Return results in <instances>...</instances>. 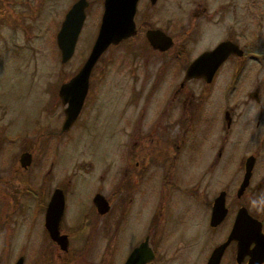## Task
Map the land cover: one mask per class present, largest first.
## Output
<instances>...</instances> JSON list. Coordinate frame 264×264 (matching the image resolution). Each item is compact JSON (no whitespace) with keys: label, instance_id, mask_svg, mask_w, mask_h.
I'll use <instances>...</instances> for the list:
<instances>
[{"label":"rangeland","instance_id":"374dc122","mask_svg":"<svg viewBox=\"0 0 264 264\" xmlns=\"http://www.w3.org/2000/svg\"><path fill=\"white\" fill-rule=\"evenodd\" d=\"M76 1L0 0V7H4L0 8V127L9 123L11 117L15 126L17 122L18 153L40 139L39 149L46 145L51 148L43 168L37 171L36 164L32 165L24 170L19 181L25 183L26 188L40 187L38 192L44 200L54 187L65 189L63 226L66 231L73 232L88 213L92 216V229L98 222L102 228L105 221L111 220V209L102 218L92 209V197L100 191L108 198L114 197L117 224L125 215L129 218L126 213L133 215L131 222L134 225L121 230H130L135 235L140 229L139 236L151 225L153 219L150 220V216L154 214L156 202L165 196L173 198L168 194L173 192L176 184L184 186V190L198 185L197 190L194 189L197 196L194 195L193 202L189 192H184L183 201L179 200L181 197L170 201L167 210L170 212L177 205L184 209L185 220L180 224L175 245H191V240L182 235L185 225L187 230L198 234V251H203L195 264H203L204 255L212 253L224 241L227 229L225 224L211 226L213 200L228 189L227 203L229 200L236 212V191L243 180V165L249 155H255L257 161L253 182L244 192V199L252 201L250 206L254 210L264 204V0H252L256 4L250 0H157L155 5L150 4V0H142L136 18L137 34L111 44L103 52L90 75L82 112L70 131H64L65 105L58 90L61 83L78 72L89 56L104 10V0H87L86 17L74 54L62 62L57 33ZM200 4L207 5L205 15L201 17L196 15L204 10ZM146 23L152 28L163 29L172 38L182 34L183 29L188 31L187 36L175 39L164 52L154 51L145 38ZM202 28L206 36L202 35ZM198 31L201 39L196 42ZM231 32H236L233 39L239 37V45L249 52L257 48L259 57L247 58L250 54L247 52L245 68L235 91L229 92L226 84L231 71L237 67V58H227L211 84L206 85L200 79L190 82L187 93L194 95L190 110L195 111L193 122L196 127L191 135L202 141L199 144L202 151L194 167L190 166L182 179H176L170 176L173 173L165 160L172 172L174 164L185 161L182 149H186V144L177 141L184 133L185 125L167 127L166 120L159 117L160 109L171 107L173 84L183 79L181 71L188 63L187 59L230 38ZM184 41H187V50L182 52L180 63L171 68V55L177 52L175 45ZM255 42L263 48L256 47ZM178 68L180 78L174 79L173 72ZM9 105L12 108L10 115ZM172 109L170 111L178 120L187 111L176 102ZM225 110H230L234 118L228 135ZM148 140L154 141L158 148L151 150L153 146ZM53 160V174H50ZM137 160L140 167L136 169L134 163ZM132 181L135 183L125 187ZM32 196L20 184L18 197L17 188L6 190L7 213L10 205L18 203V214L14 213L9 224L4 226L5 231L0 232V264L15 263L22 256L24 264H64L62 258L68 250L83 244L80 238L83 232L77 231L70 248L58 252L42 225L43 200L35 204ZM3 201L0 195V212ZM30 203L32 209L26 206ZM180 207L172 215H177ZM22 208L28 209V214L25 213L27 210L21 211ZM17 216L20 219L18 226L15 224ZM172 224L170 222L169 226ZM98 230L101 229H97V234ZM99 240L102 244L92 252L93 257L101 253L106 237L100 236ZM162 240L166 243L169 239L163 236ZM2 242L6 246H2ZM96 245L93 244V249ZM195 255L197 252L183 264H193ZM92 258L81 259L78 255L73 264H90Z\"/></svg>","mask_w":264,"mask_h":264},{"label":"flooded vegetation","instance_id":"af4514ba","mask_svg":"<svg viewBox=\"0 0 264 264\" xmlns=\"http://www.w3.org/2000/svg\"><path fill=\"white\" fill-rule=\"evenodd\" d=\"M250 1L252 4H256L255 2H252V0H250ZM156 2H157V0H154V2H152V0H150V4H152V5H155ZM141 4H142V0H139L137 3L136 13H135V17H134L135 23H136V18L138 15V9H139V6ZM200 7L204 10H202L201 12L196 14L199 17L205 15V13L207 11V5L200 4ZM0 8L2 9L4 7H0ZM146 25H147V29L145 30V38H146V32L148 29H159L162 32H164L165 34L169 35L167 32H165L161 28L150 27V23H146ZM176 27L178 28L179 24L176 23ZM137 32H138V26L136 24V33L134 35H136ZM187 32L188 31L183 29L182 34H176L173 38H172V36H170V35L169 36L171 37L172 41L174 42L175 39L179 40L180 36L183 38L182 35H184V37L187 36L186 35ZM201 33H202V35L204 33L206 36V32L203 28H202ZM229 35H230V38L224 39L222 41H231L233 44L238 46V49H240L242 51L241 55L232 53L227 57V58H229L228 60L237 58V63H238L237 67L231 71L230 80L226 84L227 88L230 92V91H235L238 88L240 79L242 77V72H243V70L245 68V64H246L245 56L247 55V52H249V51L246 49V47H243V45L242 46H241V44L239 45V43H238L239 37H238V39H233L234 36L235 37L237 36L236 32H231V33H229ZM195 38H196V42H198L201 39L199 31L197 33H195ZM187 40H189V39H187ZM202 40H204V39H202ZM222 41L218 42L211 49H204L203 52L214 49ZM244 41L246 42V39ZM147 42L149 43L148 39H147ZM149 45L154 51L164 52L167 50V49L166 50L156 49L150 43H149ZM172 45H173V43H172ZM244 45H246V44H244ZM254 45H257L256 47H258V48H263V45H261L260 43L257 44L255 42ZM175 48H176L177 52L173 53L171 55V62H170L171 68H173V66L175 64L180 63L181 55L183 54L182 52L187 50V41H184L178 45H175ZM203 52H201V53H203ZM257 52L258 51L256 48L254 51L249 52L250 54L248 55L247 58L250 57L252 59H257V57H259ZM199 55H197L196 57H198ZM196 57H193L191 59H187L189 64L188 63L185 64L182 71H181V73L182 72L184 73L183 79H181L179 77L181 67L178 68L177 71L173 72L174 79H177L178 77L180 79L177 81L176 84H173V91H172L173 95H172V100L169 104V105H171V107L170 106L169 107L167 106L166 108L163 107V109H160V113H159V117L166 120V122H165L166 126L171 125L174 128L175 126L185 125L184 126V133L182 132L181 137L177 138V141H180L181 143L184 142V144H186V149L185 150L182 149V151L184 152L185 161L183 160V161H180V162L174 164L175 167L173 166L174 171L172 172L171 166L169 165V163H167V160H165V165L167 166V168L170 169L171 173H173L170 176H173L176 179H182L183 178L184 173L187 172L189 169H191L190 166L195 165L197 159L199 158V154L202 151V149L199 148L200 147L199 144L202 141H200L198 139V137L196 139H193L192 135H191V133H195L196 127H195V124L193 122L194 116H195V111L193 109L190 110V105L193 108L192 97L194 98V95L193 94L189 95L187 93V91L190 90L189 89L190 82L194 81L195 79H197V80L200 79L201 81L205 82L206 85L211 84L213 82L214 78L216 77L221 66L226 62L225 61L224 63H222L219 66V68L216 71V73L214 74L211 82H208L203 77H192V78L186 79L185 77H186L187 68L190 65V63ZM94 71H95V69L92 71V73ZM90 78H91V76H90ZM89 85H90V83H89ZM88 92H89V89H88ZM87 95H88V93H87ZM175 102L181 103L183 108H185L187 110L183 113L184 115L181 112L182 116H181L180 120H178L177 117L175 118L173 116L174 112L170 111V110H173L172 108H173ZM82 109H83V107H82ZM11 111H12V108L9 105L8 106V114ZM81 112H82V110H81ZM227 112H228V116H230L229 124H227L225 121L226 133L228 135L231 132L230 130L232 128L234 118H233L230 110H225V115ZM237 121H239V120H237ZM242 122H244V121H242ZM242 122H240V123H242ZM167 127H169V126H167ZM68 131H70V130H68ZM206 134H208V133L206 132ZM39 141L41 142V139ZM39 141L35 140L33 142L32 146L29 144L26 145L25 148L24 149L21 148V152L18 153V124H17V122H16V126H15L14 120H12V117H11V119L9 120V123H5L2 127H0V195L4 199L3 204H2L3 206H2L1 212H0V232L5 231L6 227H4V226H7L9 224V218H11L14 213L18 214V203H14V204L10 205L9 214L7 213V209L5 207L6 190L7 189L11 190V189L17 188V197H18V184H20V187L26 193H28L30 195H34V196H32V198L34 200H36L35 204L37 203L38 200H40V199L43 200L42 209H40V211L43 210V212H44L42 225L45 229V232H46L48 238L52 241L55 249H58V252H59V250H62V249L60 248V246L58 245L57 242H55L54 240L51 239L49 232L45 226V218H46L47 204H48L54 190L56 188H60V186L54 187L51 194L48 196L46 195L45 196L46 199L44 200L43 198H41L42 193L38 192V189L40 187L33 188V189L32 188H26L25 187L26 184L25 183L22 184L19 181V179L22 178V174H23L24 170L29 169L32 165L36 164L35 169L37 171L41 170L44 166V162L47 161V159L50 155V149L51 148L49 147V145H46L41 150V149H39V146H40ZM148 142L153 146L151 148V150H156L158 148L157 144H154L155 143L154 141L148 140ZM180 146H181V144H180ZM25 151H28L31 153V156H30L31 163L27 167H22L20 162H19V159H20V155ZM121 156H122V154H121ZM246 158H245L244 165H243V174H244V170H245ZM256 161H257V159H256ZM256 161H255V164H256ZM53 162H54V160L51 162V167L49 169L50 174H53V169H54ZM134 167L136 169L140 167L138 160L135 161ZM132 170H133V168H132ZM253 171H254V168H253ZM132 178L133 177H131V179ZM241 182H240V184H241ZM252 182H253V172H252V176L250 178V182H249L248 187L251 186ZM133 183H135V181H132L131 183L125 184V187L130 186ZM197 186L196 185L190 186L184 190V186L181 187L180 184H178V185L176 184V186L173 188V192L171 194H168V196L173 197V198H167L165 196L162 201L159 200V202H156V205L154 207V214L150 216L151 217L150 220L153 219V221L151 222V225L149 226V228L145 232H143L140 236L138 234L140 232V229L138 230V232L135 235H133L134 233H132V231H130V230H127V231L121 230L122 227H125L128 225H130V226L134 225L132 223L134 221L133 215L126 213L127 215H129V218L125 215V217H123L120 221L122 224V226L120 227V222L117 224V221H118L117 220V207L115 206L114 201H113L114 197L108 198L102 192H100V191L96 192L92 197V203H93L92 209L93 210L95 209L96 215L99 218H102L103 216H105L109 212V210L111 209V213L109 215L111 220L105 221L102 228H101V223L98 222L97 226L95 225L92 229V226H93V221L91 218L92 216H90V213H88V214H86V217L83 220L84 222L82 224H79V227H76L73 232H69V231L64 230L65 228L63 226V221H64V215H63L60 230H61V233L67 234V236H68V247L69 248H70V243L74 242L73 238H75V232H77V231L83 232V234L80 235L81 242L83 244L80 247H76V248L73 247L72 249L68 250L69 253L66 254L64 256V258H62L63 263L64 264H73L76 261V259L78 258V255L80 256L81 259H83L85 257L87 259L92 258L93 257L92 252L94 253L95 249H97V247H98V244H102V240H99L100 236L106 237L107 243L105 242V244L103 245L101 253L97 256H94L92 258L93 260L89 261L90 264H125L127 259L129 258V256L133 252V250L139 244L144 242L145 240L148 241V247H146V250L147 251L151 250L153 256H152L151 260L146 261L143 264H183V261H184V263H186L188 259H192V254L195 252H197V255H195V257H194L193 264H195V262H199V254L203 250L198 251L199 250V247L197 245L198 234L196 235L195 232L187 230L185 228V225H184V228L182 230V235L184 237H186L187 239L191 240V245H187V246H182V244L175 245L176 236L180 232V229H181L180 224H182L185 220L186 214L183 213L184 209L177 205V207L174 210H172L170 212H168V210H167V206H168V203L170 201H176V200H178L179 197H181L179 200H182L183 194L188 193V192H189L190 200H192V202H193L194 198H195L194 195L197 196L196 191H194V189L197 190ZM177 188H180V189H177ZM60 189H62V191L65 195V202H66L65 189L62 187ZM225 190L227 192V196H226V203H227V198L229 197V190L228 189H225ZM98 193H101L102 195H104L108 204H109L108 211H106L104 213L99 212L97 206L94 203V197ZM130 200H131V198H130ZM235 200H236V202H238V205L236 206L237 207L236 212H235V209H233L234 205L233 204L231 205L229 203V200H228V203L226 204V206L228 208V213H227L226 217L223 219V221L220 223L223 225L225 224V228L227 226V229L225 230V233H224V236H225L224 241L229 237L231 230L233 228L234 222H235L236 214H237L239 208L242 206L247 208L249 214L252 217L261 221L262 231L264 232V204L262 203V205L258 206L257 209L254 210L250 206V204L252 205V201L250 202L248 200H245L244 194L241 196H238L237 191H236ZM26 206L30 209L33 208L32 203L26 204ZM179 207L182 209H180L178 214L172 215ZM21 211H23V212L26 211L25 213L28 214V209H26V208H22ZM124 211H127V210H124ZM233 212H235V213H233ZM64 213H65V210H64ZM91 215H93V214H91ZM94 216H95V214H94ZM7 218H8V220H7ZM30 218H32V217H30ZM95 219H94V221H95ZM18 222H20V219L18 220V216H17L16 222H15V224L17 226H18ZM170 222L173 223L171 226H169ZM12 223H14V221ZM112 224L114 226V231L112 230ZM220 224L217 226H220ZM178 225H180V226H178ZM97 229H101V230H98V234H97ZM3 236H5V235L3 234ZM118 236H119V239H118ZM156 236H158V237H156ZM163 236H165L167 239H169L166 243L162 240ZM193 236H195V238ZM108 237H110V238L108 239ZM139 237H141V238H139ZM248 239H249V237H246L245 232L242 231L241 247L240 248H239V244H238L237 240H235V239L231 240L223 252L220 264H254V261L258 256V254L254 251L256 243L254 240H251L249 244H246ZM125 240L127 242H125ZM134 240H137V242L134 243ZM94 243H97V245L93 249ZM126 243H128V245H125ZM132 243H134V244H132ZM1 245L6 246L5 242H2ZM210 254H211V252H210ZM210 254L204 255V257L202 259L203 264H207L209 257H210ZM60 256H61V254H60ZM7 259H8V257L6 255L5 262H7ZM16 262L17 261H15V263ZM11 263L12 262H10L9 264H11ZM15 263H12V264H15ZM52 264H53V262H52ZM261 264H264V261Z\"/></svg>","mask_w":264,"mask_h":264},{"label":"water","instance_id":"95a60500","mask_svg":"<svg viewBox=\"0 0 264 264\" xmlns=\"http://www.w3.org/2000/svg\"><path fill=\"white\" fill-rule=\"evenodd\" d=\"M154 2V0H152ZM138 0H104V12L97 38L94 41L91 52L78 72L69 80L61 83L58 95L65 105L62 130L68 131L73 122L81 113L86 95L89 89L90 75L98 59L111 44H117L123 39L133 36L136 33V23L134 20ZM87 0H77L67 11L66 16L57 33V43L61 51L62 62L68 61L74 54L78 36L85 20V9L88 7ZM146 38L156 49L166 50L173 41L171 37L159 29H148ZM241 50L231 41H222L214 49L204 51L196 57L188 66L186 79L192 77H203L211 82L219 66L232 54H240ZM257 98V95H254ZM226 123L229 124L230 116L225 115ZM31 153L28 151L20 155L19 162L22 167H27L31 163ZM256 156L249 155L246 158L243 180L238 187L237 195L244 194L249 185L255 165ZM226 190L220 192L212 203L210 223L216 227L226 217L228 208L226 206ZM94 203L98 211L104 213L108 211L109 204L104 195L96 194ZM65 210V195L60 188H56L46 207L45 226L52 240L58 243L62 250L68 248V236L61 233L60 226ZM244 229V230H243ZM242 231L249 237L246 244L254 240L256 246L254 251L258 254L254 264H261L264 261V232L260 220L252 217L247 208H239L233 228L229 237L217 245L207 262V264H220L223 252L228 243L235 239L241 247ZM148 241L139 244L131 253L125 264H143L152 259V252L147 251ZM240 250V249H239ZM15 264H24V257H20Z\"/></svg>","mask_w":264,"mask_h":264}]
</instances>
